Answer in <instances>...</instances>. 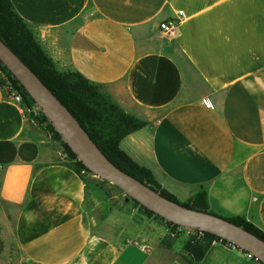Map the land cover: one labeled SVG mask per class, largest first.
Wrapping results in <instances>:
<instances>
[{"label":"crops","instance_id":"crops-1","mask_svg":"<svg viewBox=\"0 0 264 264\" xmlns=\"http://www.w3.org/2000/svg\"><path fill=\"white\" fill-rule=\"evenodd\" d=\"M11 1L58 71L145 122L120 147L163 188L205 191L210 211L264 232V0ZM174 17L176 34L155 36ZM27 126L0 85V206L20 264H260L213 241L196 259L188 232L107 195Z\"/></svg>","mask_w":264,"mask_h":264},{"label":"trees","instance_id":"trees-1","mask_svg":"<svg viewBox=\"0 0 264 264\" xmlns=\"http://www.w3.org/2000/svg\"><path fill=\"white\" fill-rule=\"evenodd\" d=\"M0 37L6 41L13 51L35 71L43 82L73 112L94 141L115 164L141 181L149 183L163 195L179 201L175 195L162 187L149 168L139 165L120 147L121 140L130 133L142 128L145 122L125 112L120 106L113 103L99 86L92 84L81 74L58 71L51 58L43 50L34 30L16 12L11 0H0ZM0 67L7 71L16 88L22 93L24 103L32 106L35 103L34 100L1 60ZM75 75L79 79L75 80ZM40 117L44 122L48 121L42 112ZM48 128L57 139H60L59 133L54 130L50 123H48ZM62 143L69 158L74 162L71 165L79 173L82 170L88 171L82 162L78 160L71 148L66 143ZM135 203L144 213L157 215L137 201ZM181 203L210 211L205 191L198 193L189 201ZM226 218L244 226L264 239V232L244 218L240 216ZM167 223L170 225L172 232L175 229L183 228L170 221H167ZM197 231L200 232L199 230ZM202 233L210 242L214 239H220V237L209 232L202 231ZM224 241L226 240L224 239ZM210 242L204 246L196 242L194 238H191L185 241L184 249L192 253L196 259H201L210 247Z\"/></svg>","mask_w":264,"mask_h":264},{"label":"water","instance_id":"water-1","mask_svg":"<svg viewBox=\"0 0 264 264\" xmlns=\"http://www.w3.org/2000/svg\"><path fill=\"white\" fill-rule=\"evenodd\" d=\"M0 60L23 85L78 160L93 174L115 184L155 214L181 227L209 232L251 252L264 264V239L214 212L173 200L115 164L73 112L35 71L0 37Z\"/></svg>","mask_w":264,"mask_h":264},{"label":"rangeland","instance_id":"rangeland-1","mask_svg":"<svg viewBox=\"0 0 264 264\" xmlns=\"http://www.w3.org/2000/svg\"><path fill=\"white\" fill-rule=\"evenodd\" d=\"M69 72L71 71H66L65 73H69ZM77 79L79 78L75 75V80ZM10 84L14 85L7 71L3 70L0 67V85L5 88L6 86ZM23 107L27 115V125H28L27 127L29 128V130L32 133L38 134L40 137L43 138V140H45L48 146L54 150L56 159L73 164L74 162L69 158V155L65 151V148L62 143L64 141L61 138V135L59 134L60 139H57L54 133L48 128V123L52 125V123L48 120V118H47L48 120L47 122H44L43 120H41L40 115H41L42 110L39 108V106L36 103H34L32 106H28L24 103V100H23ZM54 130L57 131L55 128ZM81 175L86 181H90L94 183L96 186L103 189L104 193H106L109 196L116 195V196H121V197H124V196L127 197L126 193L121 188L93 174L89 170L88 171L82 170ZM131 200L135 203V200L133 199ZM7 215H10V216L12 215V218L8 220ZM13 215H14L13 208L9 206H5L3 204L0 206V263L1 264H20L19 263L20 261L18 260V249L16 248V245L13 243V240H12V225H13V219H14ZM154 216L159 218L160 220H163V218L157 215H154ZM174 232L176 233L175 234L176 236H179L182 233L188 232L189 235H188L187 240L194 238L196 242H199L204 246L210 242L205 237V235L202 233V231L198 232L197 230H194V229L184 228V229H175ZM180 240H183L182 237L180 238ZM212 241L210 242V245Z\"/></svg>","mask_w":264,"mask_h":264},{"label":"built area","instance_id":"built-area-1","mask_svg":"<svg viewBox=\"0 0 264 264\" xmlns=\"http://www.w3.org/2000/svg\"><path fill=\"white\" fill-rule=\"evenodd\" d=\"M180 23H181V18H179V17H174V18L165 19V20L161 21L160 24L158 25V27L155 29V36H157V37L174 36L178 30ZM5 89L7 91L8 97L11 100H13V101H15V102H17L23 106V95L19 91V89L16 88L15 85L10 84V85L6 86ZM182 229H184V227ZM175 234L176 233L173 232V235H175ZM213 243L227 244L233 248H236V249L243 251L247 258L256 260L257 262L261 263L258 260V258L255 257L251 252L246 251L243 248H240L239 246L235 245L232 242H229L227 240L224 241V239L220 238V239H214Z\"/></svg>","mask_w":264,"mask_h":264}]
</instances>
